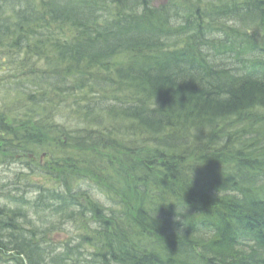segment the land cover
I'll return each instance as SVG.
<instances>
[{"label":"trees","instance_id":"16d2710c","mask_svg":"<svg viewBox=\"0 0 264 264\" xmlns=\"http://www.w3.org/2000/svg\"><path fill=\"white\" fill-rule=\"evenodd\" d=\"M0 97L4 264H264V0H0Z\"/></svg>","mask_w":264,"mask_h":264},{"label":"rangeland","instance_id":"374dc122","mask_svg":"<svg viewBox=\"0 0 264 264\" xmlns=\"http://www.w3.org/2000/svg\"><path fill=\"white\" fill-rule=\"evenodd\" d=\"M163 1L164 0H156V3L159 4V3L163 2ZM0 99H1L0 100V107H1L2 98L0 97ZM42 162H44V161H42ZM12 166L13 167H11L9 165V168L7 167V165L0 166V169H1L0 176L1 175L4 176V174H5L6 176L9 175V177L12 178L11 176L13 174H17L19 171H21V165H17V166L12 165ZM31 180H32V182H36L37 185H40V184H43L44 185L45 184L47 186H50L52 189H57V186H55L56 183L55 182H50L44 176H41V178H40V176L39 177L38 176H34V177L31 176ZM1 181L3 182V180H0V182ZM0 193H1V191H0ZM3 204H4V202H2L0 200V206H3ZM68 228H69V230H72V228L71 229H70V227H68ZM0 264H4V263L0 261Z\"/></svg>","mask_w":264,"mask_h":264}]
</instances>
